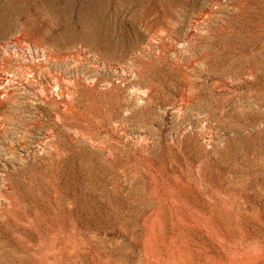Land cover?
I'll return each mask as SVG.
<instances>
[{
	"label": "rangeland",
	"instance_id": "1",
	"mask_svg": "<svg viewBox=\"0 0 264 264\" xmlns=\"http://www.w3.org/2000/svg\"><path fill=\"white\" fill-rule=\"evenodd\" d=\"M0 264H264V0H0Z\"/></svg>",
	"mask_w": 264,
	"mask_h": 264
},
{
	"label": "built area",
	"instance_id": "2",
	"mask_svg": "<svg viewBox=\"0 0 264 264\" xmlns=\"http://www.w3.org/2000/svg\"><path fill=\"white\" fill-rule=\"evenodd\" d=\"M12 50L15 56H27L28 54H31L33 46L30 42H27L25 40H21L19 38H13L6 42L5 44H2L0 47V50L3 52H7L9 50Z\"/></svg>",
	"mask_w": 264,
	"mask_h": 264
}]
</instances>
